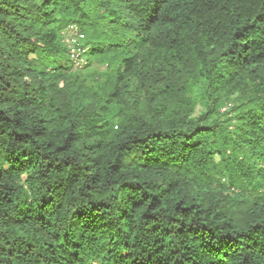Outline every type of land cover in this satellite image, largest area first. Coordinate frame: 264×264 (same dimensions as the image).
I'll list each match as a JSON object with an SVG mask.
<instances>
[{"label": "trees", "instance_id": "obj_1", "mask_svg": "<svg viewBox=\"0 0 264 264\" xmlns=\"http://www.w3.org/2000/svg\"><path fill=\"white\" fill-rule=\"evenodd\" d=\"M0 264H264V0H0Z\"/></svg>", "mask_w": 264, "mask_h": 264}, {"label": "built area", "instance_id": "obj_2", "mask_svg": "<svg viewBox=\"0 0 264 264\" xmlns=\"http://www.w3.org/2000/svg\"><path fill=\"white\" fill-rule=\"evenodd\" d=\"M61 33L63 34V38L60 40L62 44L65 43L68 47V55L72 68H82L87 63V60L82 56V52L87 50L88 47L84 48V43L80 44L77 41L81 34L73 25H67Z\"/></svg>", "mask_w": 264, "mask_h": 264}, {"label": "bare ground", "instance_id": "obj_3", "mask_svg": "<svg viewBox=\"0 0 264 264\" xmlns=\"http://www.w3.org/2000/svg\"><path fill=\"white\" fill-rule=\"evenodd\" d=\"M67 25H73V26L79 31V29H78V27H77V25H76L75 23L69 22V23H67L66 25H64V26L61 28L60 32H59V37H60L61 40H62V38H63V34H62L61 32H63L64 28H65ZM77 41L81 44V42L79 41V37H78ZM63 45L65 46L66 50L68 51V47H67V45H66L65 43H63ZM84 45H85L84 48H86L87 45H86V44H84ZM86 52H87V50H84V51L82 52V56H83L85 59H86Z\"/></svg>", "mask_w": 264, "mask_h": 264}, {"label": "rangeland", "instance_id": "obj_4", "mask_svg": "<svg viewBox=\"0 0 264 264\" xmlns=\"http://www.w3.org/2000/svg\"><path fill=\"white\" fill-rule=\"evenodd\" d=\"M134 83H135V81H134L133 79H131V80L129 81V89H130V90H131L132 87L134 86Z\"/></svg>", "mask_w": 264, "mask_h": 264}]
</instances>
